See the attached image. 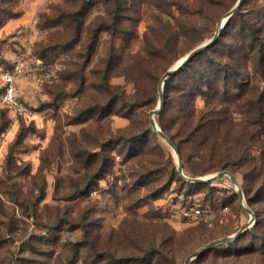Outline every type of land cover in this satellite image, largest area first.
<instances>
[{
  "label": "rangeland",
  "instance_id": "1",
  "mask_svg": "<svg viewBox=\"0 0 264 264\" xmlns=\"http://www.w3.org/2000/svg\"><path fill=\"white\" fill-rule=\"evenodd\" d=\"M235 1L0 0V92L8 71L31 108L14 118L0 104V264H183L248 221L228 175L182 178L149 121L163 72ZM101 23L118 30L94 38ZM252 29L264 45V0H244L164 81L155 118L185 173L230 170L254 212L189 264H264V55Z\"/></svg>",
  "mask_w": 264,
  "mask_h": 264
},
{
  "label": "water",
  "instance_id": "2",
  "mask_svg": "<svg viewBox=\"0 0 264 264\" xmlns=\"http://www.w3.org/2000/svg\"><path fill=\"white\" fill-rule=\"evenodd\" d=\"M242 1L243 0H236L235 3L233 4V6L223 14V16L217 21L216 29L209 39H207V40L201 42L200 44L196 45L195 47L191 48L186 54L182 55V57L180 58V60L177 64L170 65L163 72V74L161 75V77L159 79V83H158L157 105L149 111V121H150L152 131H153V133L157 134L162 139H164L165 142L172 148V150L175 154V158H176V169H177L178 174L182 178H184L185 180L191 181V182H208L211 179H214L216 177L228 175V177L230 178V180L232 181V183L234 184V186L237 190L238 200H239L240 205L249 214L248 221L245 224H243L240 228H238L235 232H233L232 234H229V235H225V236H221V237L212 239V240L204 243L202 246H200L199 248H197L193 252L189 253L186 256L183 264H189V261L191 259H193L194 257L198 256L201 252H203V251H205V250H207L213 246L226 244V243H229V242L233 241L234 239H236L243 231H245L252 224L254 212L247 204V201L244 197L242 187L239 184L238 179L235 177V175L230 170L223 169V170H219V171H216V172L204 175V176H192V175L186 174L184 169H183L182 156H181V153H180L178 146L167 135V133L164 132L160 128V126L158 125V123L156 121L155 115L158 114L162 110L163 105H164V81H165V79L168 76H170L171 74H173L174 72H176L187 61H189L194 55H196L198 52H200L204 48L211 45L217 39L219 32H220V29L225 25L227 19L236 10L239 9V7L242 4ZM223 18H224V21L222 20ZM225 264H233V263H225Z\"/></svg>",
  "mask_w": 264,
  "mask_h": 264
},
{
  "label": "trees",
  "instance_id": "3",
  "mask_svg": "<svg viewBox=\"0 0 264 264\" xmlns=\"http://www.w3.org/2000/svg\"><path fill=\"white\" fill-rule=\"evenodd\" d=\"M115 1V4H117V5H119V0H114ZM242 2H244V0L242 1ZM242 5V4H241ZM237 11V10H236ZM235 11V12H236ZM234 14V13H233ZM114 18V17H113ZM1 24V23H0ZM101 29H105V30H110L111 31V34H113L116 30H118V29H116V26H113V24H110V23H101V24H99V25H97L96 27H94V29H92L91 30V35L94 37V38H96L97 36H98V32H99V30H101ZM256 30H254V29H252L251 30V33H252V35H255L256 36V39H257V41H258V46L256 47V51H255V53L256 54H258V56L260 57V58H262L263 57V55H264V45H263V36H262V34H259V32L257 33V32H255ZM251 33H250V36H251ZM258 34V35H257ZM218 38V37H217ZM252 38V37H251ZM253 39V38H252ZM217 41V39L212 43V44H214L215 42ZM211 44V45H212ZM211 45H209V46H211ZM208 46V47H209ZM208 47H206V48H208ZM206 48H204V49H206ZM203 49V50H204ZM203 50H201L200 52H202ZM200 52H198L196 55H194L189 61H187L182 67H180L177 71H181V70H184L185 68H187V67H189L190 66V63L194 60V57L195 56H197ZM173 76V74H171L170 76H168L165 80H167L166 81V83L168 82V80H169V78L170 77H172ZM204 87H208V84L206 83V77L205 76H203V79H200V80H197V81H195L194 82V85H193V88L192 87H190L189 89H188V91H189V94H188V96H187V98H186V100H185V102H186V105H187V110H188V116H193L194 115V113H193V98H194V96H195V94L198 92V91H203V89H204ZM191 89H193V90H191ZM164 101H165V95H164ZM198 129V128H197ZM204 129V128H203ZM194 130H196V129H194ZM193 128L191 129V131H190V133H193ZM204 131V130H203ZM153 132V131H152ZM172 139V138H171ZM173 140V139H172ZM174 141V140H173ZM176 144V143H175ZM177 146H178V148H179V150H180V146L178 145V144H176ZM180 153H181V151H180ZM181 156H182V154H181ZM180 180H182L181 178H180ZM235 240V239H234ZM232 242V241H231ZM210 249V248H209ZM208 250V249H207ZM202 253V252H201ZM200 253V254H201ZM197 257V256H196Z\"/></svg>",
  "mask_w": 264,
  "mask_h": 264
},
{
  "label": "built area",
  "instance_id": "4",
  "mask_svg": "<svg viewBox=\"0 0 264 264\" xmlns=\"http://www.w3.org/2000/svg\"><path fill=\"white\" fill-rule=\"evenodd\" d=\"M3 82L4 86L0 92V104L6 107L14 118H17L19 115L29 116L31 108L17 94L13 74L8 71L5 72Z\"/></svg>",
  "mask_w": 264,
  "mask_h": 264
},
{
  "label": "bare ground",
  "instance_id": "5",
  "mask_svg": "<svg viewBox=\"0 0 264 264\" xmlns=\"http://www.w3.org/2000/svg\"><path fill=\"white\" fill-rule=\"evenodd\" d=\"M222 20L224 21V18H223ZM181 57H182V56H181ZM181 57H180V58H181ZM180 58H179L176 62H174L173 65L177 64V63L179 62Z\"/></svg>",
  "mask_w": 264,
  "mask_h": 264
}]
</instances>
